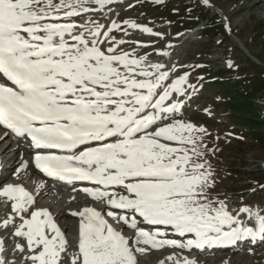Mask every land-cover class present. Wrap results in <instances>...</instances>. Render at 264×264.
Returning <instances> with one entry per match:
<instances>
[{"label":"snow or ice","instance_id":"1","mask_svg":"<svg viewBox=\"0 0 264 264\" xmlns=\"http://www.w3.org/2000/svg\"><path fill=\"white\" fill-rule=\"evenodd\" d=\"M93 3L103 7L112 0H0V77L6 81L0 83V127L29 138L36 149L67 153L38 154L35 166L48 177L99 186L83 191L121 210L107 216L135 232L126 237L94 208L72 212L80 218V232L71 264H138L137 253L147 247L202 249L245 238L264 240V217L244 209L258 221L254 231L223 203L214 207L208 199L214 182L207 161L200 162V137L194 135L205 129L190 123L158 126L162 114L176 107L166 106L170 93L183 94L187 77L158 92L166 79L159 65L150 71L143 59L117 52L119 43L99 27L67 22L90 11L86 5ZM203 3L210 6L209 0ZM112 30L119 28L113 24ZM91 144L98 146L77 152ZM0 197L11 202L21 221L13 234L26 241L31 253L26 259L61 264L68 241L52 213L30 211L36 201L23 186L4 187ZM9 224L15 226V217L3 221L5 228ZM140 224L165 226L195 239H163L164 231ZM3 252L0 240V264H6Z\"/></svg>","mask_w":264,"mask_h":264},{"label":"rangeland","instance_id":"2","mask_svg":"<svg viewBox=\"0 0 264 264\" xmlns=\"http://www.w3.org/2000/svg\"><path fill=\"white\" fill-rule=\"evenodd\" d=\"M209 4L210 6H206L203 0H112L108 9L111 21L102 28L107 26L105 33L112 30L114 17L120 14L127 25L117 33L119 39L116 36L111 38L118 40L119 47H123L124 50L118 52L130 53L135 58L143 59L145 63L167 60L162 71L166 81L160 92L170 89L177 80L187 77L186 82L181 85V97L178 92H172L171 99L168 100L171 105L184 112L175 118L164 120L163 123H190L196 128L205 129L204 133L194 135L200 137L198 146L203 153L200 162L207 161L212 173L211 180L214 182L207 190V195L226 194L222 198L210 196L208 199L213 205L216 204L214 207L223 203L230 211L238 210L237 219L255 218L250 217L244 209L254 214L264 211V148L228 116L226 107L219 105V101H226L221 92L203 90V84H199V76L213 75L229 61L234 66L236 76L225 72L230 73L227 76V87L235 85V79L256 82L264 78V0H209ZM160 5L166 8L161 10ZM165 13H182L186 23L198 19L199 28L207 27L209 22L221 17V20L216 21L218 33L197 31L190 35L189 31ZM201 15L204 17L200 18ZM131 23L138 25V28H129ZM142 28H147L150 32L141 31ZM234 37L240 39L245 48ZM186 38L188 41L181 44ZM102 46L106 47L105 44ZM251 62H256L257 67H253ZM217 74L225 78L224 73ZM219 95L223 98L220 99ZM185 96L193 97L194 100L181 106ZM259 98L264 103V92ZM263 113L264 109H261L259 114ZM247 250L241 248L237 252L223 253L228 254L229 258L220 264H264V245ZM242 253L245 256L238 257ZM26 255L23 253L21 258L18 254L15 259H8L9 264H15V260L22 264Z\"/></svg>","mask_w":264,"mask_h":264},{"label":"bare ground","instance_id":"3","mask_svg":"<svg viewBox=\"0 0 264 264\" xmlns=\"http://www.w3.org/2000/svg\"><path fill=\"white\" fill-rule=\"evenodd\" d=\"M86 6L90 8V12H91L90 14L92 15L94 14V16H97V18L107 13L105 5L101 7L93 3V4H88ZM80 19H82V21ZM67 22L74 23L81 27L86 26V27L96 28L94 24L88 21V17L86 16L85 12H82L80 16L72 17ZM237 41L239 42V44H241L243 48H245L240 39H237ZM145 65L148 67V70L150 71H155V69L151 66L159 65L160 66L159 71L161 73L163 71L162 60L145 63ZM166 106H169V102H166ZM4 147L5 149L3 151L1 150L0 152V157L4 158L5 161L0 162V165H2V167H8L9 165L16 164L15 168L18 167L22 163L23 159L25 158L24 157L19 158L20 155H17V152L15 151L13 152V150L10 151L9 147L6 146V144L4 145ZM28 169L29 167L27 168V170ZM29 177H30V173L26 171L24 175L20 177L18 180H22L25 184H28L26 187L31 190V194L33 195L36 201V203L33 206H37V209L45 208V209L50 210L53 217L56 220H58L59 227L61 231L65 234L66 238L70 237V235L68 234L69 232H72V234L75 235L76 234L75 230H77L76 224H77L78 219H76L75 216H72L71 213L73 212L74 207H78L77 205L78 203L75 200L68 202L67 199L70 198L68 194L64 195V199L53 197L51 195L50 189L46 187L36 186L32 182L30 183L31 178ZM16 185L17 184H14V183L12 184V186H16ZM225 195H226L225 193H212V194H208V197L213 196V197L222 198ZM0 201H3L5 203V204H1L0 206V240H3L4 242L3 258L5 259L6 264H9L8 259H11L12 257H14L15 259L16 256H18V254H20V257L22 258L23 253H21L18 250L17 246L19 245V243L25 240H23V238L14 236L13 233L16 230V226H18L16 222H15V226H13L12 224H9L7 228L4 227L3 221H5L6 219H11L15 217L16 214L12 211L11 205H9L11 203L10 201L5 202L4 199ZM213 206H216V204H214ZM225 206L228 212L233 217H235V215L238 213V210L230 211L228 206L227 205ZM114 228L116 229V227ZM227 230L228 229H226V231ZM120 231L123 232V234L126 237H129V238L134 237V234L131 235L132 229L127 228V226L124 224H121ZM191 236L192 234H187L185 236L173 237V238H170L169 240H175L180 243H184L185 241L191 239ZM251 239H254V238H251ZM67 241H69V239H67ZM25 243H24V246H25V249L27 250V246ZM262 245H264V241L260 243V246ZM255 246L257 245H254L252 242H244L243 244L240 245V249L241 248H245V249L252 248ZM142 247H147V246H142ZM223 249L224 248L216 249V250H206L205 249L200 252H194V251H191V249L189 248L178 249V248H172V247L166 246V247H163L157 250L151 247H147L146 252L142 254L137 253V260H138V264H184L185 260L192 262V264H220L222 261L229 258L228 254H223L222 252ZM77 252H78V248L75 245H72L69 248V254L67 255V257L71 259L72 255H74ZM12 254L13 256H11ZM30 254L31 253L29 252V255ZM28 256H26V258ZM241 256H245V255L243 253L238 255V257H241ZM26 258H23L24 262L22 264H32V262ZM68 262L69 263L67 264H71V261H68ZM15 264H18V262L16 263V260H15Z\"/></svg>","mask_w":264,"mask_h":264},{"label":"trees","instance_id":"4","mask_svg":"<svg viewBox=\"0 0 264 264\" xmlns=\"http://www.w3.org/2000/svg\"><path fill=\"white\" fill-rule=\"evenodd\" d=\"M166 14L171 19L180 17L178 23L185 27H192L199 23L198 20H193L190 24H186L181 14L177 15L178 17L169 13ZM200 14H202L201 11ZM201 17L204 16L201 15ZM212 24H215V20L212 21ZM218 30V27H211L206 31V34L209 32L217 34ZM251 64L253 67H257L254 62H251ZM215 85L219 87L213 88V90H216L218 93L221 92L220 94L225 96L226 101H220V105L227 108L228 116L238 123L245 132L250 133L252 139L258 141L263 146L262 148H264V113L259 114L260 110L264 109V103L259 101L261 93L264 92V78L256 82L240 80L232 87H227V82L225 81H218ZM222 96L220 95L221 98H223Z\"/></svg>","mask_w":264,"mask_h":264}]
</instances>
